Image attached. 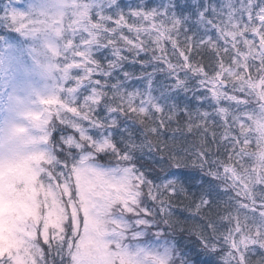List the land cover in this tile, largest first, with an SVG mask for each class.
<instances>
[{
	"label": "snow or ice",
	"instance_id": "snow-or-ice-1",
	"mask_svg": "<svg viewBox=\"0 0 264 264\" xmlns=\"http://www.w3.org/2000/svg\"><path fill=\"white\" fill-rule=\"evenodd\" d=\"M44 39L40 222L0 264H264V0H63Z\"/></svg>",
	"mask_w": 264,
	"mask_h": 264
},
{
	"label": "rangeland",
	"instance_id": "rangeland-1",
	"mask_svg": "<svg viewBox=\"0 0 264 264\" xmlns=\"http://www.w3.org/2000/svg\"><path fill=\"white\" fill-rule=\"evenodd\" d=\"M47 0H4L0 5V28L4 29L0 39V151L17 127L27 128L28 136L39 139L41 131L34 127L29 114L43 110L42 100L56 95L57 74L52 69V60L47 42L39 35L29 36L17 31L11 20L13 13L34 16L42 11ZM12 31L13 33L9 32ZM248 55L247 51L245 52ZM227 62V58H226ZM247 74V69H245ZM264 94V89L261 90ZM36 147L45 150V145ZM21 181L23 191H18L15 181ZM36 177L28 167L16 169L5 181L0 173V256L6 253L22 255L25 244L35 237V228L40 222V193L35 187ZM234 195V194H233ZM49 199L48 196L44 197ZM55 205V201H53ZM46 209L48 205L44 206ZM75 214V209L69 206ZM63 212V209H61ZM31 220L34 226H25ZM57 222L51 210L46 213L44 231Z\"/></svg>",
	"mask_w": 264,
	"mask_h": 264
},
{
	"label": "clouds",
	"instance_id": "clouds-1",
	"mask_svg": "<svg viewBox=\"0 0 264 264\" xmlns=\"http://www.w3.org/2000/svg\"><path fill=\"white\" fill-rule=\"evenodd\" d=\"M62 9L63 0H47L45 8L34 15L40 21L35 26L39 36L45 38L49 34L51 22ZM29 119L36 127L37 122ZM27 133V128H15L6 140V147L0 151V173L3 174L5 181L18 168L28 167L31 170H39L48 164L47 154L44 150L36 147L43 145V143L39 139H32ZM25 226L31 229L34 224L29 220ZM121 260L123 264H135L136 255L135 253H128L122 256ZM140 264L143 262L140 261Z\"/></svg>",
	"mask_w": 264,
	"mask_h": 264
},
{
	"label": "trees",
	"instance_id": "trees-1",
	"mask_svg": "<svg viewBox=\"0 0 264 264\" xmlns=\"http://www.w3.org/2000/svg\"><path fill=\"white\" fill-rule=\"evenodd\" d=\"M119 2H120L121 8L125 11H127L129 8H133V7L137 6V4H138V0H119ZM165 2H166V0H151V6L153 8H159V7H162L165 4ZM208 2L209 3H215V4L219 5L221 0H208ZM2 3H4V0H0V5ZM201 3H203V0H201ZM2 12L3 11L0 9V13H2ZM0 21H3V20L0 19ZM3 32H4V29L0 28V39L2 37ZM9 32L13 33L12 31H9ZM245 56H247V55L245 54ZM242 60H243V57H242ZM56 78H57V76H56Z\"/></svg>",
	"mask_w": 264,
	"mask_h": 264
}]
</instances>
